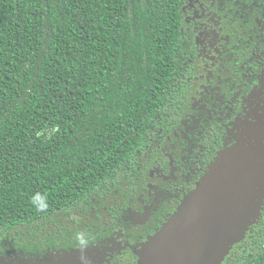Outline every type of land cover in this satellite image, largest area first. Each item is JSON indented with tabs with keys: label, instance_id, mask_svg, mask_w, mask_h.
<instances>
[{
	"label": "trees",
	"instance_id": "trees-1",
	"mask_svg": "<svg viewBox=\"0 0 264 264\" xmlns=\"http://www.w3.org/2000/svg\"><path fill=\"white\" fill-rule=\"evenodd\" d=\"M214 8L226 51L204 83L188 0H0V264H139L239 122L264 128V0ZM246 185L219 264H264Z\"/></svg>",
	"mask_w": 264,
	"mask_h": 264
},
{
	"label": "rangeland",
	"instance_id": "rangeland-1",
	"mask_svg": "<svg viewBox=\"0 0 264 264\" xmlns=\"http://www.w3.org/2000/svg\"><path fill=\"white\" fill-rule=\"evenodd\" d=\"M205 16L203 15V18ZM207 27H210L209 25ZM206 27V28H207ZM202 30L199 35V43L201 47V52L206 51L205 42L207 38L205 34L207 30ZM260 89H264V86ZM261 96V95H260ZM258 117L261 113L256 114ZM258 120V119H257ZM259 121V120H258ZM241 129L235 133V138L226 146V154L215 162L211 169L209 170L208 176L201 181V185L196 188L194 192L187 196L185 202H188L189 209L193 220L185 221L180 230L173 231L171 229H165L161 233L160 238L157 242L152 245V251L154 259L149 260L145 255L143 259L139 258V264H172L170 259L172 255L183 247V245L188 241L191 235V231L194 227L197 219L202 217L211 207H213L227 192L224 189L225 184L227 185L228 178L225 176L229 174L230 170L233 168L242 169L249 164L250 152L257 146H261L262 151L264 150V128L259 127L258 124L252 123L251 125H242ZM233 134L230 136V140ZM263 143V144H262ZM264 177V152L262 154L261 160L252 169L249 178L254 180L253 183L259 181ZM252 183V184H253ZM262 186V184L257 185V191ZM195 216V218H194ZM120 242L122 239L120 238ZM143 249H139V254L143 253ZM113 250H103L96 251L94 253H86L75 255L70 258H59L51 257L47 261L23 264H94L105 256L109 255ZM219 249L211 251V257L214 259L218 255ZM98 260V258H100ZM98 260V261H97ZM142 260V263H141ZM190 264H209L204 260H201L199 255H193L189 259Z\"/></svg>",
	"mask_w": 264,
	"mask_h": 264
},
{
	"label": "water",
	"instance_id": "water-1",
	"mask_svg": "<svg viewBox=\"0 0 264 264\" xmlns=\"http://www.w3.org/2000/svg\"><path fill=\"white\" fill-rule=\"evenodd\" d=\"M263 152L264 150H261L258 156L254 158L249 165H246L242 169L233 168L230 170L229 174L225 176V179L228 178L227 185L225 184L224 187V189H227V192L202 217L197 219L188 241H186L181 249L172 255L170 259L172 264H190L189 259L193 255H199L201 260H204L206 263L219 264L221 258L224 257L222 249L226 245V242L235 243L243 238L237 232V224H240V218H242L243 215L241 209H238L242 199H236L235 203L232 202L246 184L248 187L245 189V198H250V200L252 199L251 196L260 197L264 191V177L255 183H253L254 180L249 178L252 169L261 160ZM242 170H245L243 175H241ZM258 183L262 184V186L257 191ZM200 185L201 182L197 187ZM191 220H193V217L188 202H184L183 207L177 213L175 219L173 218V220L154 238L150 239L148 243L142 245L144 251L142 254H139V258L143 259V255H145L149 260L152 258L154 259L152 245L154 242H157L161 233L164 232L165 229H171L173 231L180 230L185 221L190 222ZM216 248L219 249V252L214 261L211 257V251Z\"/></svg>",
	"mask_w": 264,
	"mask_h": 264
},
{
	"label": "flooded vegetation",
	"instance_id": "flooded-vegetation-1",
	"mask_svg": "<svg viewBox=\"0 0 264 264\" xmlns=\"http://www.w3.org/2000/svg\"><path fill=\"white\" fill-rule=\"evenodd\" d=\"M215 3L216 0H188V5L191 12L190 18H192V20L194 21V28L196 31L195 38L197 46V61L199 64V74L203 78L204 83H206L209 78V72L211 73L214 68H217V66H219V57L221 53H224L226 51V34L224 33L223 28L221 27V17L217 14V10L214 8ZM203 15L205 16L204 18ZM208 25L210 27H207ZM205 28L207 30L205 36L208 38L204 45L206 51L202 53L199 43V35L202 30H205ZM259 81V90L257 94L259 93L258 99L263 101L264 89L260 88L264 86V76ZM255 119L257 120V118H255L253 114L250 120L253 122ZM242 125L244 126L245 124L243 121H240L238 124V131L241 129L240 127ZM113 251L116 250L113 249ZM99 259H101V257L98 258V260Z\"/></svg>",
	"mask_w": 264,
	"mask_h": 264
}]
</instances>
